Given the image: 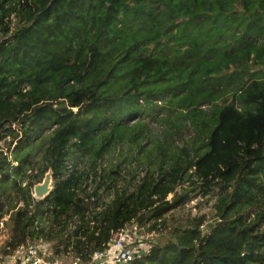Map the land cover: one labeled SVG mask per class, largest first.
Segmentation results:
<instances>
[{
  "label": "trees",
  "instance_id": "1",
  "mask_svg": "<svg viewBox=\"0 0 264 264\" xmlns=\"http://www.w3.org/2000/svg\"><path fill=\"white\" fill-rule=\"evenodd\" d=\"M172 112L190 142L151 141ZM1 223L51 263L136 228L129 264H264V0H0Z\"/></svg>",
  "mask_w": 264,
  "mask_h": 264
},
{
  "label": "built area",
  "instance_id": "2",
  "mask_svg": "<svg viewBox=\"0 0 264 264\" xmlns=\"http://www.w3.org/2000/svg\"><path fill=\"white\" fill-rule=\"evenodd\" d=\"M152 243L156 242L144 239L136 228H128L114 232L109 246L105 250L94 252L88 261L73 260L69 264H129L148 250ZM46 246L49 248V243L21 245L13 253L0 257V264H53L45 258L48 254Z\"/></svg>",
  "mask_w": 264,
  "mask_h": 264
},
{
  "label": "rangeland",
  "instance_id": "3",
  "mask_svg": "<svg viewBox=\"0 0 264 264\" xmlns=\"http://www.w3.org/2000/svg\"><path fill=\"white\" fill-rule=\"evenodd\" d=\"M167 101H168V94H165V95L161 96L158 99V101H157L156 112H157V110H162L164 114H168L169 115V112H168L169 104L167 103ZM201 107L204 110H206V111H209L212 108L211 104H208V103L202 104ZM152 114L154 115V112H152ZM150 120L148 122H149V124H152V127H153V132L149 136V139L151 141L156 139V137L160 134L161 130L168 129V128H176V129L179 130L177 138H176V143L178 145L189 143L190 140H191V137L194 135V127H193V125L190 124L189 122L186 123L185 117L180 115L179 113L172 112L171 115H170V120H168L167 122H161L163 127H161L159 124H157L153 120H151V121ZM16 128H17V126L12 125L10 127L11 132H9V134L14 136L17 133L16 132ZM122 147H123V149H128L127 145H124V146L122 145ZM129 157L130 156L127 155L125 160L127 161V159ZM113 159H116V158H112V155H110V156H108L107 160L110 161V160H113ZM123 160L124 159H122L121 157L117 158V161H119V162H122ZM124 162L125 161H123V163ZM67 163H68L67 165L69 166V168H72L73 163L72 162H67ZM32 191H33V194H34V188H33ZM197 203H199V202H197ZM195 205H197V204L194 203V202H191L188 206H186L184 209H182L179 212V214H185V213L187 214V213L191 212L194 215V214H198V213H207V212L209 213L211 211L210 208H209V203H207L206 201L200 202V204L198 206H195ZM8 218H9V216L5 217V219H8ZM1 226L2 227H0V255L1 254L3 255L5 252H4L3 248H2V245L6 242L7 239L10 238L11 231H10V228L5 227L4 223H1ZM208 229H210V225L209 224H207L204 227L205 231H208ZM143 237H144V239L147 240V236H143ZM154 241L156 243H158V244L163 243V239L162 238H155ZM34 243H36L37 245H42V244H45L46 242L44 240H40V241H37V242H34ZM46 249H47V253L48 254L46 255L45 258L47 259L48 256H51L54 253V251L52 249V244H49V248L46 246ZM73 260H74V258L71 257L70 255H62L60 257H57L56 258V262L53 261V264H69Z\"/></svg>",
  "mask_w": 264,
  "mask_h": 264
},
{
  "label": "water",
  "instance_id": "4",
  "mask_svg": "<svg viewBox=\"0 0 264 264\" xmlns=\"http://www.w3.org/2000/svg\"><path fill=\"white\" fill-rule=\"evenodd\" d=\"M54 188L53 170L50 169L44 179L34 186V197L43 199L50 194ZM142 254V253H141Z\"/></svg>",
  "mask_w": 264,
  "mask_h": 264
},
{
  "label": "crops",
  "instance_id": "5",
  "mask_svg": "<svg viewBox=\"0 0 264 264\" xmlns=\"http://www.w3.org/2000/svg\"><path fill=\"white\" fill-rule=\"evenodd\" d=\"M6 255H8V253L3 254V255L1 254L0 257H1V258H4Z\"/></svg>",
  "mask_w": 264,
  "mask_h": 264
}]
</instances>
